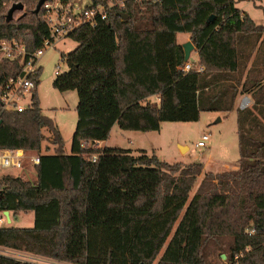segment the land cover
<instances>
[{"label":"trees","instance_id":"16d2710c","mask_svg":"<svg viewBox=\"0 0 264 264\" xmlns=\"http://www.w3.org/2000/svg\"><path fill=\"white\" fill-rule=\"evenodd\" d=\"M38 1L0 0V41L21 42L30 52L43 46L49 26L43 10L34 12ZM89 1L108 6L116 0ZM239 1L124 0L96 26L85 23L72 32L78 46L65 54L68 70L53 81L57 90L79 97L70 154L54 120L43 114L37 87L27 110L4 107L1 94L22 64L0 62V149L40 156L32 164L35 182L0 176V212L35 214L33 227L0 226L1 247L74 264H210L213 243L231 264H264V133L243 134L255 128L253 111L239 112V167L207 172L192 198L203 163L172 164L145 150L134 156L129 149L91 146L107 140L114 125L152 132L162 122L197 121L202 110L223 109L208 103L215 86H223L219 96L230 93L232 102L240 86L249 91L248 79L242 84L234 76L238 44L243 35L261 38L264 25L239 9ZM5 2L23 3L27 12L15 11L9 20ZM179 33L190 34L202 73L182 69ZM40 74L41 68L37 86ZM253 82L249 92L258 95L264 80ZM259 110L264 114V103ZM0 264L41 263L0 253Z\"/></svg>","mask_w":264,"mask_h":264},{"label":"rangeland","instance_id":"374dc122","mask_svg":"<svg viewBox=\"0 0 264 264\" xmlns=\"http://www.w3.org/2000/svg\"><path fill=\"white\" fill-rule=\"evenodd\" d=\"M88 2L89 0H75V4L79 7L85 6ZM12 4V2H5V4H3V6H9L6 15L8 14ZM236 6L248 13L258 24L264 25V0H240L236 3ZM22 12H27L26 6ZM185 37L186 33H179L178 41L182 43ZM257 44H259V49L257 52V61L254 65L255 67H261L257 69L254 68L252 70L250 74L251 76L246 83V89L249 91L254 88L253 81L255 79L263 78L264 80V35L261 38H258V35L255 34L249 36L243 35L240 37L238 44L240 68L239 71L234 75L238 78L242 77L246 71V66L249 59L248 56L250 57V51L248 50L253 49V47ZM77 46L78 43L69 37L58 42L54 48H49L46 50L45 54L40 59V66L42 67H40V84L37 86V94L43 114L53 119L59 128L64 141L65 153L67 154H70L72 151V138L77 124L76 106L79 102V97L77 91L75 90H69L65 92L57 90L53 86V81L57 77L55 71L59 63L62 72L68 70L67 62L61 60L62 55L68 54ZM195 58L196 53L193 52L190 60L193 61ZM228 82L229 81L226 80L224 83ZM222 87L223 86L221 85L218 88L215 86L211 90L209 96L213 99L208 100V103H214L217 106H221L223 109L212 111L202 110L200 113V118L197 121H166L161 123L160 130L158 131H152L149 133L141 132L138 134L140 139L137 146L147 150L146 152L149 156L156 155L160 160L167 161L172 164L177 162H182L183 164L193 162L203 163V172L198 176V179L193 186L190 194L191 198L195 195L207 172L221 173L236 169H226L224 166L226 163L232 166L234 162H237V160L240 159V138L238 123L239 112L244 114L251 110L253 111L254 115L258 117V121L254 125L255 128L249 132H243L246 139L251 136H256V134L261 135L264 133V114L259 110L262 108L264 103V90L260 91L258 95L252 93L253 96H256L258 100L262 101V105H253L252 107L244 109L240 107V109H235L237 112L236 113L233 111L236 107V104L235 101L232 102L231 94H227V96L224 98L219 96L218 90L222 89ZM30 100L31 94L28 93L27 98L24 99L23 103L26 104V102L28 103ZM227 105L230 106V109L228 110L224 109ZM221 111H223V113H221ZM118 131H120V128L116 125L113 132L111 133V140L109 142L110 146H120L123 148L131 147L125 137L119 134ZM44 133L47 136L50 135L48 130H44ZM204 133L210 134L208 146L204 148H197L196 144ZM48 144H50L48 140L43 143L44 153H47L45 147ZM180 144L181 147H185L181 148L179 146ZM91 146L94 148L100 147L96 143L91 144ZM50 147V153H54V146L50 145ZM34 154L35 152L28 153L29 157L26 158L24 167L22 169H1L0 176L9 173L14 176H22L26 180L35 182L36 173L30 158V156ZM133 154L135 156H139L141 154V150H136ZM10 219L11 221H8V218L4 212H0V226L33 227L35 225V214L33 211L19 212L17 215H14L13 212H10ZM227 241L228 239L225 240V243H227ZM0 249V253H14L13 256L19 257L21 259L32 260L41 264H74L34 255L26 251H18L1 246ZM207 254V259L210 264H231L225 254L224 249L218 244L210 243L208 245ZM224 255L226 257H224Z\"/></svg>","mask_w":264,"mask_h":264},{"label":"built area","instance_id":"2783aa9c","mask_svg":"<svg viewBox=\"0 0 264 264\" xmlns=\"http://www.w3.org/2000/svg\"><path fill=\"white\" fill-rule=\"evenodd\" d=\"M5 4V3H4ZM114 5H124V0H116L110 2L108 6L103 3H94L89 1L85 6L79 7L75 4V0H46L41 7L43 15L49 26V37L44 41L43 46L35 51H28L27 47L18 41H0V62L3 60H18L22 64V72L17 77H11L5 85V89L1 94V102L7 109L17 111H25L32 106V92L37 87L34 76L40 69V59L49 48L54 46L76 31L81 25L88 23L96 26L99 20H105L108 17L109 10ZM62 61H66V56L62 55ZM182 69L186 72L193 69L202 73L204 68L193 61H187ZM60 63L55 71L56 76L61 75ZM28 93L31 94V100L26 104L23 103ZM210 134L204 133L197 142V148L208 146ZM94 144V143H91ZM97 144V143H96ZM84 143L83 146H89ZM93 147V146H92ZM29 152L23 149H0V170L14 169L19 170L24 167V163ZM32 164L40 163V156L34 154L30 156ZM96 155L92 157L95 161ZM251 234L256 233L255 229L249 230Z\"/></svg>","mask_w":264,"mask_h":264},{"label":"crops","instance_id":"0c3cea01","mask_svg":"<svg viewBox=\"0 0 264 264\" xmlns=\"http://www.w3.org/2000/svg\"><path fill=\"white\" fill-rule=\"evenodd\" d=\"M254 19V18H253ZM177 39H178V35H177ZM187 41H191V39H190V34L189 33H186V37L184 38V40L182 41V43L181 42H179L180 44H183V43H185V42H187ZM258 49H259V44H257L255 47H253V49L251 50V54H250V57H249V59H248V64H247V66H246V71H245V73L243 74V76H242V80H243V84H244V82H245V80H247V79H249L250 78V74H251V72H252V70L254 69V68H260L261 66H257V67H255V62L257 61V52H258ZM248 51H250V50H248ZM193 52H195L196 53V58L193 60V62H197L198 61V52L196 51V49H194L193 50ZM192 52V53H193ZM192 53H191V55H192ZM190 59H191V56H190ZM189 59V60H190ZM191 61V60H190ZM264 66V65H263ZM42 67V66H41ZM205 91H209L208 90V88H206L205 89ZM239 94L236 96V98H235V104H236V107L234 108V112H236L235 111V109L237 110V109H240V107H242L243 109L244 108H249V107H252L253 105H260V104H258L257 103V99H255V96H253V94H252V92H249V91H243V89L241 88V86L239 87ZM150 101L152 102V103H154L155 105H159L160 104V99H159V97L158 96H153V97H151L150 98ZM221 113H223V111H221ZM237 113V112H236ZM115 126L116 125H114L113 126V128H112V130H111V133L113 132V130H114V128H115ZM118 126V125H117ZM119 127V126H118ZM118 133L119 134H121V135H123L124 137H125V139L128 141V144L129 145H131V147H129V148H123V147H120V146H118V147H120V148H123V149H129V150H131L132 151V154L134 153V151H136V150H145V149H143V148H140L139 146H137L138 145V141H139V139H140V137L138 136V134L139 133H141V132H139V131H128V130H122V129H120V131H118ZM145 133H149V132H145ZM110 140H111V134H110V136H109V138L107 139V140H104V141H98L97 142V144H98V146H100V147H112V146H110V144H109V142H110ZM134 145H135V147H134ZM180 147H181V144L179 145ZM135 149V150H134ZM145 151H147V150H145ZM134 155V154H133ZM135 156V155H134ZM238 165H239V163H238V160H237V162H234L233 164H232V166L231 165H229V164H227L226 163V165L224 166L226 169H230V168H238ZM204 172H206V171H204ZM1 250V249H0ZM3 253V252H2ZM4 254H7V253H4ZM12 254V256H13V254L14 253H8V255H11ZM16 257V256H15Z\"/></svg>","mask_w":264,"mask_h":264},{"label":"water","instance_id":"95a60500","mask_svg":"<svg viewBox=\"0 0 264 264\" xmlns=\"http://www.w3.org/2000/svg\"><path fill=\"white\" fill-rule=\"evenodd\" d=\"M45 1L46 0H39L38 1V4H37L36 9L34 11L36 14H38L40 12L41 7H42V5L44 4ZM24 8H25V5L23 3H15V4H13L12 7L10 8V10L8 11L7 18L9 20L12 19L13 16H14L15 11H23ZM212 17H210L209 20H211ZM182 46H183V49H184V52H185V62H187V61H189L191 53L195 49V46L193 45V43L191 41H187V42L183 43ZM21 76H24L23 72L21 73ZM184 147H181V148H184ZM4 214L7 216L8 221H11L10 212L9 211H4ZM224 257H226V256L224 255Z\"/></svg>","mask_w":264,"mask_h":264}]
</instances>
